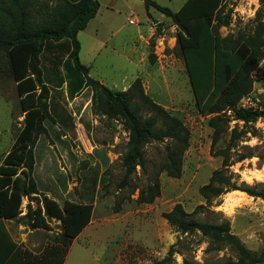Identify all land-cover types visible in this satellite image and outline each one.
<instances>
[{"label": "rangeland", "instance_id": "rangeland-1", "mask_svg": "<svg viewBox=\"0 0 264 264\" xmlns=\"http://www.w3.org/2000/svg\"><path fill=\"white\" fill-rule=\"evenodd\" d=\"M105 1H100L96 17L77 34L79 62L89 68L90 78L115 91L127 90L140 78L150 99L182 120L189 132V147L182 157L180 177L171 178L164 172H156L165 156L164 143L147 144L146 172L143 174L137 168L128 185L119 189L127 132L119 121L107 119L93 109L90 89H82L69 98L64 84L63 97L58 98L63 118L55 123L44 121L45 133L38 136L32 149V177L41 195L59 203L65 199L86 203L89 185L97 178L91 220L69 246L65 264H183L184 259L214 264L235 259L227 248L220 251L210 248L208 239L199 233L181 234L169 225L162 215L175 204H180L188 214L203 205L204 210L191 217L210 223L227 220L232 235L249 251L260 252L264 248V201L231 191L221 197L219 205L214 200L207 206L198 189L207 183L213 170L221 168L220 151L233 145L227 154L230 161L239 154L250 155L228 168L233 178L238 184L256 185L264 190V117L244 126L224 114L229 120L227 129L212 146L210 115L203 116L196 110L183 60L176 55L177 29L172 22L154 8L146 10L140 0H127L128 7L119 11L105 9ZM153 1L176 11L183 0ZM259 9V0H223L220 11L222 15L229 13V24L220 27L218 33L221 37L251 33ZM261 11L264 23V8ZM130 20L137 23L130 24ZM148 27L153 28L154 34L143 44L138 36L146 37ZM36 46V42H31L14 47L15 80L21 78V66ZM135 49L137 53L133 54ZM141 54L144 60H140ZM151 54L155 57L153 62L149 59ZM41 65L47 76L46 64ZM26 67L27 62L25 70ZM4 70L0 62V166L14 148L16 157L23 156L28 139L25 118L34 110V102L27 99L30 93L33 97L38 94L36 86L30 92L19 93L17 82ZM251 78L249 96L255 107L263 111L264 59L251 72ZM233 129L240 138L232 142ZM20 165L21 162L14 176L19 174ZM154 179L159 183V197L152 203L137 205L134 199L138 189ZM30 203L35 208V200ZM27 204L24 198L20 217L25 214ZM48 223L50 232H35L37 229H30L17 219L7 225L11 233L21 225L22 235L15 237L25 239L15 241L27 250L39 252L60 230L59 221L51 219Z\"/></svg>", "mask_w": 264, "mask_h": 264}, {"label": "trees", "instance_id": "trees-1", "mask_svg": "<svg viewBox=\"0 0 264 264\" xmlns=\"http://www.w3.org/2000/svg\"><path fill=\"white\" fill-rule=\"evenodd\" d=\"M140 1L146 10L154 8L176 26V55L183 60L196 110L203 116L210 115L208 126L213 129L211 145L214 146L229 121L222 112L234 109L239 99L250 94L251 72L264 59V23L261 21L264 0H259L260 9L252 32L236 37H221L218 33L220 27L229 24V13L222 15L220 11L223 0H185L174 12L153 0ZM98 9L97 0H0V62L8 76L17 82L19 93L30 92L35 86L38 89L36 96L30 93L27 99L34 102V110L25 118L27 148L22 157H16L14 148L0 166V264H63L72 241L91 220L96 177L87 190L86 203L66 199L59 203L41 195L32 177V149L38 136L45 133L44 121L55 123L63 118L58 98L63 97L64 84L69 98L82 89H90L93 109L107 119L119 121L127 132L119 189L128 185L137 168L143 174L146 172L145 146L149 143H164L165 156L158 165L157 174L164 172L171 178L180 177L182 157L189 147V132L182 120L154 103L144 91L140 78H136L127 90L115 91L90 78L89 68L79 62L77 34L86 28ZM31 42H36L37 46L29 51L21 66V78L15 80L13 49ZM149 59L153 62L154 55H149ZM42 62L47 66V76ZM260 117H264V110H234L233 120L246 126ZM59 133L63 135V131ZM230 135L232 142L240 138L236 129ZM232 148L233 145L220 151L219 155L223 156L221 168L213 170L207 183L198 189L207 206L214 200H218L216 205H219L221 197L231 191L264 201V190L256 185L238 184L233 178L228 168L250 155L239 154L230 161L227 154ZM20 162V172L14 176ZM159 195V183L154 179L138 189L134 202L149 204ZM24 198L28 204L25 214L20 217ZM33 200L35 208L31 207ZM204 208L198 205L191 214H198ZM191 214L180 204H175L162 216L181 234L199 233L208 239L210 248L215 251L227 248L235 257L214 264L264 262V248L258 253L249 251L230 233L227 220L210 223L195 219ZM13 219L30 229L45 231L51 230L48 220L55 219L60 222L61 232L39 252H32L9 235L4 221ZM183 264L197 263L184 259Z\"/></svg>", "mask_w": 264, "mask_h": 264}, {"label": "crops", "instance_id": "crops-1", "mask_svg": "<svg viewBox=\"0 0 264 264\" xmlns=\"http://www.w3.org/2000/svg\"><path fill=\"white\" fill-rule=\"evenodd\" d=\"M98 1V3H99V9H98V11L100 10V1L101 0H97ZM184 1L185 0H183L182 1V3H181V5L184 3ZM181 5L179 6V8L181 7ZM105 9H108V10H117V11H119L121 8H126V7H128V4H127V0H106L105 1ZM178 8V9H179ZM177 9V10H178ZM171 11H173V10H171ZM174 12V11H173ZM97 14H98V12H97ZM96 14V15H97ZM96 17V16H95ZM166 17V16H165ZM166 18H168V17H166ZM169 19V18H168ZM170 20V19H169ZM171 21V20H170ZM129 23L131 24V23H134V24H136L137 23V21L136 20H130L129 21ZM140 23V22H139ZM144 23H146V22H144ZM173 24V23H172ZM145 27L147 26V25H144ZM173 28H176V26L173 24V26H172ZM177 29V28H176ZM145 31V30H144ZM154 32V30H153V28L152 27H148L147 28V30L144 32L147 36L146 37H144V36H141L140 34H139V36H138V39H139V41H142L143 42V44L145 43H148L147 42V40H146V38H151V36L154 34L153 33ZM145 34H143V35H145ZM135 53H137V51H136V49L135 50H133V54H135ZM140 60H144V55L143 54H141L140 55ZM53 220H55V219H53ZM11 220H5L4 221V225H5V228L8 230V233H9V235L11 236V238L15 241V239H25V237H20V238H16L15 237V235L16 234H18V235H22L21 233H22V226L21 225H19L18 227H17V231H14V233H11V231H9V229H8V225H7V222H10ZM39 230H43V229H37L35 232H38ZM84 230V229H83ZM43 231H45V230H43ZM47 232H50V231H47ZM52 232V231H51ZM61 231L59 230L58 231V233H56V234H59ZM81 234V233H80ZM80 234L77 236V238L80 236ZM77 238H75L74 240H76ZM73 240V241H74ZM16 242V241H15ZM16 243H18V242H16ZM19 244V243H18ZM68 253H69V250H68V252H67V255H68ZM67 255H66V257H65V259H64V262H63V264H65V262H66V258H67Z\"/></svg>", "mask_w": 264, "mask_h": 264}, {"label": "built area", "instance_id": "built-area-1", "mask_svg": "<svg viewBox=\"0 0 264 264\" xmlns=\"http://www.w3.org/2000/svg\"><path fill=\"white\" fill-rule=\"evenodd\" d=\"M234 110H251V111H260L259 107H255V104L251 101L250 96L243 97L239 99L236 103L234 109H227L223 111V115L226 114L229 118H233Z\"/></svg>", "mask_w": 264, "mask_h": 264}, {"label": "bare ground", "instance_id": "bare-ground-1", "mask_svg": "<svg viewBox=\"0 0 264 264\" xmlns=\"http://www.w3.org/2000/svg\"><path fill=\"white\" fill-rule=\"evenodd\" d=\"M232 193H239V194L245 195L244 193L238 192V191H232Z\"/></svg>", "mask_w": 264, "mask_h": 264}]
</instances>
